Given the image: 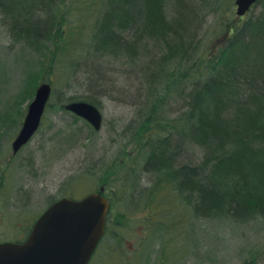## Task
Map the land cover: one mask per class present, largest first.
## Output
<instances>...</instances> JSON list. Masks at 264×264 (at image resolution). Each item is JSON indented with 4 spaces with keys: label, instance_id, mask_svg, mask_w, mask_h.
<instances>
[{
    "label": "rangeland",
    "instance_id": "374dc122",
    "mask_svg": "<svg viewBox=\"0 0 264 264\" xmlns=\"http://www.w3.org/2000/svg\"><path fill=\"white\" fill-rule=\"evenodd\" d=\"M162 1L166 18L173 21L176 0ZM193 1L198 11L192 47L188 53H173L172 59L157 67L158 76L141 92L143 70L151 66L144 62L149 58L139 63L125 57L114 63L113 58L104 57L98 74L105 76L106 84L102 78L94 77L99 85L106 86L101 90L90 86L85 67L75 72L62 54L63 47L58 46L53 58L57 35L63 34L64 29L78 31L83 23L90 35L107 10H116L117 0L5 1L12 9L16 7L18 16L14 11L8 15L0 8V118L10 116L6 125L0 120V241L23 239L54 200L63 196L80 198L103 184L116 215L114 219L122 222L121 228L117 225L115 230L123 241H116L112 244L115 250L109 248L102 254L105 264H264V215L260 210L249 220L217 213L197 216L187 192L180 189L175 179L160 184L157 174L143 168L148 150L141 153V135L134 133L133 123L138 119V95L141 100L147 95L149 100L148 112L138 114L140 118L154 110L156 118L177 116L184 105L180 92L184 83L180 77L185 68H180L189 58L191 61L206 57L199 60L198 68V74L205 77L207 62L224 42L223 31L242 27L250 19L251 25L245 31H253V21L264 12V5L256 3L240 17L235 0ZM50 10V14L59 17L63 30L56 32L53 40L46 39L39 50L34 49L29 41L33 36L16 32L30 28L34 20L42 22ZM129 23L118 31H125ZM113 24L116 30L117 22ZM161 47L163 50L154 53V57L170 56V49ZM253 54L242 53L252 66L258 63L252 60ZM97 55L98 51L92 49L88 57ZM41 82L53 85L42 123L34 137L13 153L12 143ZM86 93H94L100 102L104 116L100 130L63 108L70 97L77 99ZM157 101L159 104L152 108ZM188 148L186 158L201 157L198 144L191 143ZM186 158L179 159V163ZM123 236L129 240L124 241ZM132 244L133 250L138 245L131 259L119 258L120 250L126 256L131 254Z\"/></svg>",
    "mask_w": 264,
    "mask_h": 264
},
{
    "label": "trees",
    "instance_id": "16d2710c",
    "mask_svg": "<svg viewBox=\"0 0 264 264\" xmlns=\"http://www.w3.org/2000/svg\"><path fill=\"white\" fill-rule=\"evenodd\" d=\"M5 1L0 0V8L8 15L15 12L18 16L16 7L12 9ZM257 3L264 5L261 0ZM115 4L116 10H107L90 35L85 31V23L78 31L64 29L63 34L57 35L53 58L58 46L63 47L62 54L75 72L85 67L90 86H98L100 90L106 86L99 85L94 77L102 78L106 84L105 76L98 74L104 57L113 58L114 63L125 57L139 63L149 58L144 63L151 66L143 70V86L139 85V91H145L148 82L158 76L157 67L172 59L173 53H188L192 47L197 4L193 0H176L173 21L166 18L162 0H117ZM49 14L42 22L34 20L30 28H19L16 33L33 36L30 45L39 50L46 39L53 40L56 32L63 30L59 17ZM113 21L117 22L116 30L112 28ZM250 21L223 31L224 42L207 62L205 77L198 74V68L199 60L206 57L191 61L189 58L180 68H185L180 77L184 83L180 91L184 105L177 116L156 118L154 110L140 118L138 114L148 112L149 100L147 95L146 101L137 97L139 113L136 111L138 119L133 123L134 133L141 135V153L148 150L144 170L157 174L160 184L175 179L200 217L217 213L249 220L257 209L264 215V50L261 46H264V12L253 21L256 29L245 31ZM127 23L125 31H118ZM161 46L171 51L165 59L163 55L159 59L154 57V53L163 50ZM92 49L98 51L97 57H88ZM251 51L252 60L258 62L253 66L242 55ZM173 78L176 80V76ZM69 100L100 104L94 93ZM158 104L155 102L152 108ZM6 118H0L2 125L9 123ZM149 118L152 121L155 118L154 122ZM191 143L198 144L202 150L198 160L186 158ZM184 157L185 161L179 163Z\"/></svg>",
    "mask_w": 264,
    "mask_h": 264
},
{
    "label": "water",
    "instance_id": "95a60500",
    "mask_svg": "<svg viewBox=\"0 0 264 264\" xmlns=\"http://www.w3.org/2000/svg\"><path fill=\"white\" fill-rule=\"evenodd\" d=\"M257 0H236L237 13L245 14ZM50 83H41L30 102L23 126L13 141L17 152L38 129L50 98ZM65 108L100 129L103 114L87 101H72ZM100 191L82 199L63 197L36 220L24 242H0V264H87L105 229L109 201Z\"/></svg>",
    "mask_w": 264,
    "mask_h": 264
},
{
    "label": "flooded vegetation",
    "instance_id": "af4514ba",
    "mask_svg": "<svg viewBox=\"0 0 264 264\" xmlns=\"http://www.w3.org/2000/svg\"><path fill=\"white\" fill-rule=\"evenodd\" d=\"M116 224V225H115ZM122 224V222L118 219H114V210L111 209L108 213L107 216V224H106V228H105V232L103 234V236L101 237L90 261L88 264H105L104 262H102V254L104 252H106L109 248H111V250H115L113 249V243H115L116 241L120 240L122 241V237H119V233H117V231L115 230L116 226ZM172 224H174V222H172ZM122 225L117 226L119 229L121 228ZM109 239V240H108ZM123 240H129L128 238L123 236ZM139 240H142V238H139ZM142 242L140 241L138 244H141ZM137 244V245H138ZM136 245V247H137ZM134 244H132L129 248L130 251L133 250ZM136 247L134 248V250L131 252L130 255L126 256V254H124L121 250L119 251V258H124L127 259L133 256V253L136 251ZM128 254V253H127ZM102 257V258H101Z\"/></svg>",
    "mask_w": 264,
    "mask_h": 264
}]
</instances>
